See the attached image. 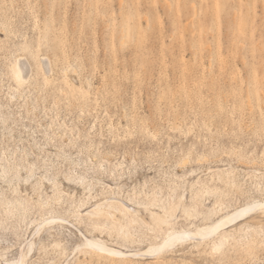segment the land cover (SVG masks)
Instances as JSON below:
<instances>
[{
    "label": "rangeland",
    "instance_id": "rangeland-1",
    "mask_svg": "<svg viewBox=\"0 0 264 264\" xmlns=\"http://www.w3.org/2000/svg\"><path fill=\"white\" fill-rule=\"evenodd\" d=\"M108 194L142 202L133 241L78 225L124 250L264 199V0H0V262L34 240L30 264H264L261 210L224 253L157 260L90 257L45 224Z\"/></svg>",
    "mask_w": 264,
    "mask_h": 264
},
{
    "label": "bare ground",
    "instance_id": "bare-ground-1",
    "mask_svg": "<svg viewBox=\"0 0 264 264\" xmlns=\"http://www.w3.org/2000/svg\"><path fill=\"white\" fill-rule=\"evenodd\" d=\"M23 62L19 59L13 67L15 72L14 74L20 83H23L24 81L26 82L27 80L25 79L29 75L28 70L25 67L26 64L24 65ZM46 63V69L49 73L50 69L48 65H50V60ZM5 167L6 166H3L4 169ZM34 185L38 186L39 189L42 188L39 186V182H35ZM55 186H57V184H55ZM13 194V198L16 202L20 205L25 204L26 199L22 195V191L19 187L13 188ZM4 201L9 205L14 203L12 198L5 196L0 200V202ZM132 204L142 207V202L136 201L132 196H128V200H125L116 194H108L104 201L99 202L95 200L94 202H90L85 206L74 210L73 216L75 217L76 222H73L64 216L52 215L47 218L48 220L46 219L45 224H49L50 226L58 225V227L63 228L65 225H68V223H72L74 227L77 226L76 229H78L81 235V249L86 255H89L90 257L94 255H101L114 261L125 262L132 261L134 259L146 258L157 260L168 252L176 241H190L191 243L193 242L195 245L199 246L209 240L212 242V253H224L229 249V247L238 241L239 236H245L254 230L256 226H261L259 222L257 224H252L248 222V220L254 219V213L259 210L264 213V199L247 202L244 205L236 206L233 209L227 207L226 205L224 206V204L220 202L219 206L225 209V213L219 215L216 219H212L210 223L195 229L172 230L167 232L153 245L144 249L125 248L127 251L122 249L123 247L110 245L105 240L93 234L84 232V230L79 226L80 224H85V227H91L94 230L98 228L103 229L112 227L116 231L117 238H122L125 241L132 242V224L143 221V218L140 216V208H135ZM165 211L168 212L169 210L165 209ZM196 211L197 209L193 208L192 205L184 208V213L187 216L192 214V212L196 213ZM150 213L153 219H156V216H159L153 211ZM210 213L211 212L209 211V214ZM118 216H122L126 219V224L121 223ZM159 220L167 221V219H162L160 217ZM36 229H40L39 226ZM90 233H92V231ZM34 244V240L27 242L28 250L24 247L26 246V244H24V246L20 249L16 260L7 261L6 264H30L31 260L28 256V252L33 249ZM0 264L2 263L0 262Z\"/></svg>",
    "mask_w": 264,
    "mask_h": 264
}]
</instances>
